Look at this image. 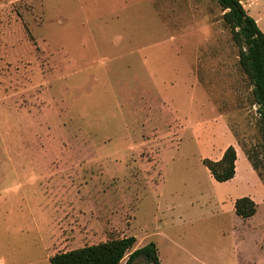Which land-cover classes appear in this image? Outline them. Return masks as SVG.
Returning a JSON list of instances; mask_svg holds the SVG:
<instances>
[{"label":"rangeland","instance_id":"rangeland-1","mask_svg":"<svg viewBox=\"0 0 264 264\" xmlns=\"http://www.w3.org/2000/svg\"><path fill=\"white\" fill-rule=\"evenodd\" d=\"M240 1L264 34V0ZM222 14L215 0H0V264L123 237L153 242L160 264H264L262 134ZM229 146L219 183L203 160Z\"/></svg>","mask_w":264,"mask_h":264},{"label":"trees","instance_id":"trees-1","mask_svg":"<svg viewBox=\"0 0 264 264\" xmlns=\"http://www.w3.org/2000/svg\"><path fill=\"white\" fill-rule=\"evenodd\" d=\"M215 1L223 11L222 21L230 29L232 39L239 49L238 65L251 86V105L256 107L262 134L261 146L264 149V34L239 0ZM236 160L235 149L229 146L220 160L205 159L203 165L216 182L223 183L234 177ZM253 167L256 168L254 163ZM234 210L237 216L247 219L256 213V204L247 197L240 198L235 201ZM135 244L134 237L111 239L57 253L49 258V264H120L126 256L124 264H134L138 258H142L144 264H160L153 242L137 249H134Z\"/></svg>","mask_w":264,"mask_h":264},{"label":"crops","instance_id":"crops-1","mask_svg":"<svg viewBox=\"0 0 264 264\" xmlns=\"http://www.w3.org/2000/svg\"><path fill=\"white\" fill-rule=\"evenodd\" d=\"M239 1H240V0H239ZM246 2H249V1H246ZM240 3L242 4V6H243V7L245 8V10L247 11L246 7L244 6V3H243L242 1H240ZM247 12H248V11H247ZM248 14H249V12H248ZM254 20H255L256 23H257V20H256V19H254ZM257 26H258V24H257ZM225 149H226V147L222 150L221 155L219 156L218 160L222 157V155H223Z\"/></svg>","mask_w":264,"mask_h":264}]
</instances>
